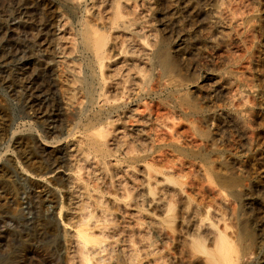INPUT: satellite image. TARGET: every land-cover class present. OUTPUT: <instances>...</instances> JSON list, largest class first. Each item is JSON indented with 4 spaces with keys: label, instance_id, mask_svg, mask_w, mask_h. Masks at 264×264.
I'll return each mask as SVG.
<instances>
[{
    "label": "rangeland",
    "instance_id": "1",
    "mask_svg": "<svg viewBox=\"0 0 264 264\" xmlns=\"http://www.w3.org/2000/svg\"><path fill=\"white\" fill-rule=\"evenodd\" d=\"M95 1L87 0L82 5L90 8ZM149 1L150 12L146 19L152 22L148 23L151 32H155L149 38L153 43H149L156 46L150 48L155 51L157 47H167L171 61L170 66L166 65L168 69L158 63L147 72L150 78L147 90H155L156 94L152 93L149 102L146 100L151 110L145 114L151 118V123L139 128L146 126L144 129L148 132L152 130L149 133H158L160 137L172 135V141L178 143L185 154L171 151L172 163L183 172L184 177L178 180L186 185L191 203L197 205L198 216L207 218V211L216 209L224 219L221 228H227L226 234L238 244L235 245L246 247H241L248 254L245 255L246 263L264 264V0ZM218 1L231 5L224 4L229 6L226 9ZM66 4V0H0V217L5 219V224H0V264H69L63 247L53 251L59 236L43 238L45 233L55 229L62 234L60 202L54 207L55 220L47 222L48 225L37 233L23 237L24 253L16 251L7 231L32 217V211L28 212L33 204L29 197L31 190L40 195L42 219L53 209L50 194H55L57 187L53 176L61 172L48 173L47 180L52 179L51 182L31 180V183L29 175L47 172L43 160L52 157L58 149L65 154L67 143L45 146L36 132L27 135L30 129L42 132L50 122L44 123L45 118L23 104L25 80L17 74L25 69L26 57L32 54L35 63L27 71L53 68L61 97L62 83L56 68L58 58L53 53L58 30L57 27L44 28V24L58 14L68 15L77 23L84 8L80 10ZM217 10L222 15L216 14ZM143 12L146 14V9ZM217 15L220 18L226 15L228 20L225 16L222 21H229V24L219 22ZM232 22L239 23L238 27H233ZM74 28H77L75 24ZM29 46L31 50L28 49L27 55ZM39 83H35V91ZM124 103L129 104L128 101ZM165 113H169L168 125L172 132H165L158 116ZM157 116L160 121L155 118ZM159 128L165 131L160 129V134ZM14 132L15 137L29 138L26 148L14 149ZM66 133L67 128H64L63 136ZM63 204L66 205V199ZM149 210L154 212L153 208ZM167 228L164 236L171 233ZM165 242L158 240L157 246L166 260L176 264L172 261L177 249Z\"/></svg>",
    "mask_w": 264,
    "mask_h": 264
},
{
    "label": "bare ground",
    "instance_id": "2",
    "mask_svg": "<svg viewBox=\"0 0 264 264\" xmlns=\"http://www.w3.org/2000/svg\"><path fill=\"white\" fill-rule=\"evenodd\" d=\"M66 1L69 7L76 9L84 8L82 4L87 3V0ZM149 2L96 0L92 7L85 6L77 23L63 14L52 16L43 23L44 28L57 27L58 30L53 53L58 58L56 68L63 87H60L61 97L53 68L33 70V73L27 71L35 63L32 54L28 55L31 47L27 48L25 69L17 74L25 80L24 93L20 90L23 104L40 118H45L44 123L50 122L42 132L30 129L27 135L36 132L45 146L67 143V150L64 154L58 149L52 157L43 160L47 172L29 175L32 183L31 180H50H47V174L55 170L61 172L53 176L57 187L55 192L53 190L55 194H50L53 209L48 215L42 219L40 195L30 188L33 204L28 212L29 209L32 211V217L16 227L7 228L18 253L26 251L23 237L37 233L51 222L54 207L60 202L58 213L64 224L62 234L56 233V229L47 234L44 231L43 238L59 236L53 251L63 247L69 264H172L158 248V240L175 246L177 255L172 262L176 264H247V251L241 248L245 246L238 247L226 234L227 228H221L224 219L219 216L222 215L220 212L210 208L207 212L212 218L198 216L197 205L191 203L186 185L178 180L184 177L183 172L175 168L173 156H170L171 151L180 153L182 150L172 141V135L168 137L170 133H165L166 137H160L158 133H149L152 130L148 132L144 129L146 126L139 128L151 121L145 114L151 110L146 102L152 93L156 94L155 90H147L150 79L147 72H151L155 64H163V67L171 61L167 47H157L155 51L150 48L153 44L151 46L149 42L153 43V40L149 38L154 31L151 32L148 26L152 22L146 19L150 12ZM220 3L218 1L221 6ZM224 4L222 7H226ZM218 15L219 22H224L222 18L226 15L222 18ZM225 22L229 24V21ZM37 81L40 83L35 91ZM160 114L157 115L166 131L161 129L162 125L159 131L172 132L168 125L169 113ZM64 128H67L65 136ZM14 135L16 132L12 136L15 138L14 149L26 148L29 138ZM151 208L154 212L149 210ZM4 221L0 217V224ZM166 228H170L171 233L165 237Z\"/></svg>",
    "mask_w": 264,
    "mask_h": 264
}]
</instances>
